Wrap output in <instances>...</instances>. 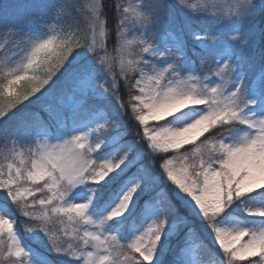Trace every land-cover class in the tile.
Here are the masks:
<instances>
[{
    "label": "snow or ice",
    "instance_id": "obj_1",
    "mask_svg": "<svg viewBox=\"0 0 264 264\" xmlns=\"http://www.w3.org/2000/svg\"><path fill=\"white\" fill-rule=\"evenodd\" d=\"M0 37V264H264V0H5Z\"/></svg>",
    "mask_w": 264,
    "mask_h": 264
},
{
    "label": "trees",
    "instance_id": "obj_2",
    "mask_svg": "<svg viewBox=\"0 0 264 264\" xmlns=\"http://www.w3.org/2000/svg\"><path fill=\"white\" fill-rule=\"evenodd\" d=\"M129 125L132 126V122H131V121H129ZM132 138H133L132 136H128V137H126V139H128V140H130V139H132ZM145 151H147V149H145ZM148 160L151 161V160H152V157L149 156V157H148ZM158 163H159V161H156V162H155V164H158ZM154 170L157 171V172H159L158 167H155V165H154ZM165 186L168 187V188H169V192H171V187L168 186V185H165ZM24 238H25V242L31 243L30 238H28V237L26 236V234L24 235ZM32 246H33L34 248H38L41 252L46 253V254H47L48 256H50L53 260H57V259H58V257H56L54 254H52V253L46 251L45 249H42L39 245L32 244ZM212 247L215 248L214 245H213ZM202 258H203L207 263H212V262H213V257H212L211 255H207V254H206V255H204Z\"/></svg>",
    "mask_w": 264,
    "mask_h": 264
},
{
    "label": "rangeland",
    "instance_id": "obj_3",
    "mask_svg": "<svg viewBox=\"0 0 264 264\" xmlns=\"http://www.w3.org/2000/svg\"><path fill=\"white\" fill-rule=\"evenodd\" d=\"M0 2H5V0H0ZM6 2H9V3H11V2H15V0H6ZM4 43V40H3V38L2 37H0V44H3ZM6 46V45H5ZM109 46L111 47V44L109 43ZM17 220H18V225L19 226H21V227H23V224L25 223V218H23V217H21V216H18L17 217ZM26 234V236L29 238V235L27 234V233H23V235H25ZM42 249H45L46 251H48L47 250V248L46 247H44V246H41V245H39ZM48 252H50V251H48ZM51 253V252H50ZM212 264V263H211Z\"/></svg>",
    "mask_w": 264,
    "mask_h": 264
}]
</instances>
